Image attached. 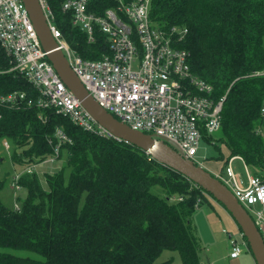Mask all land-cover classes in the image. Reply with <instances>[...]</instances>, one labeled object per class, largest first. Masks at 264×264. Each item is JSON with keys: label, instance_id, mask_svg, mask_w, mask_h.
<instances>
[{"label": "trees", "instance_id": "obj_1", "mask_svg": "<svg viewBox=\"0 0 264 264\" xmlns=\"http://www.w3.org/2000/svg\"><path fill=\"white\" fill-rule=\"evenodd\" d=\"M50 1L60 30L84 58L110 54L105 34L89 43L61 0ZM116 4L92 0L90 7L102 13ZM150 15L165 30L187 29L174 40L189 51L192 71L213 85V96H225L218 135L203 139L226 148H219L222 166L240 157L264 181V0H152ZM12 67L0 46V93L36 97ZM0 114V139L13 144L16 172L54 154L57 127L71 139L60 146L63 166L45 172V182L37 171L20 174L19 209L0 198V264H171L157 261L164 249L178 251L183 264H203L193 214L214 197L202 187L136 145L85 131L53 108L22 103ZM5 184L0 179V192Z\"/></svg>", "mask_w": 264, "mask_h": 264}, {"label": "built area", "instance_id": "obj_2", "mask_svg": "<svg viewBox=\"0 0 264 264\" xmlns=\"http://www.w3.org/2000/svg\"><path fill=\"white\" fill-rule=\"evenodd\" d=\"M116 1L102 13L91 10L92 0L59 1L61 10L71 15L73 25L86 34L89 43L95 42L98 32L107 36L110 54L89 59L63 35L51 1L39 0L59 48L93 98L131 128L175 143L185 159L202 166L197 154L204 134H213L221 127L225 96H213V85L192 71L189 51L174 40L182 39L187 29L175 26L168 31L154 24L150 15L152 0ZM0 46L13 63L11 70L37 92L36 97L20 90L0 93V108L22 103L53 108L85 131L115 138L63 82L41 45L23 0H0ZM39 117L47 121L45 114ZM55 135L58 143L54 154L15 172L14 188H20L17 180L21 173L38 171L41 164L60 158L61 144L71 139L62 127H57ZM3 145L11 148L7 139H3ZM235 158L240 157H231L215 176L246 208L264 238V181L243 161L244 179L233 164ZM14 207L19 209V204L15 202ZM223 232L229 239L231 258L250 249L241 230Z\"/></svg>", "mask_w": 264, "mask_h": 264}, {"label": "water", "instance_id": "obj_3", "mask_svg": "<svg viewBox=\"0 0 264 264\" xmlns=\"http://www.w3.org/2000/svg\"><path fill=\"white\" fill-rule=\"evenodd\" d=\"M41 45L57 73L67 87L80 100L87 112L117 139L129 142L150 154L158 162L181 173L210 193L232 216L248 241L256 264H264V238L252 216L238 201L234 193L214 173L185 159L171 141L158 140L142 131L131 128L100 105L88 92L71 68L67 57L52 35L39 0H23Z\"/></svg>", "mask_w": 264, "mask_h": 264}, {"label": "rangeland", "instance_id": "obj_4", "mask_svg": "<svg viewBox=\"0 0 264 264\" xmlns=\"http://www.w3.org/2000/svg\"><path fill=\"white\" fill-rule=\"evenodd\" d=\"M218 135V131L212 134L213 137ZM10 149H6L3 145V139H0V155L4 160L0 164V179H6V184L0 192V198L4 204L13 207L15 204V196H24L25 191L23 188H14L11 182L17 168L11 160V153L13 144ZM221 147V148H220ZM226 151L222 144L218 147L215 144L208 143L205 139L202 140L197 160L202 166L209 171H219L222 169V159H219L220 149ZM64 157L57 158L54 162L41 164L38 167L42 182H45V172H54L62 167ZM233 164L236 166L243 178L246 179V168L242 159L235 158ZM16 169V170H15ZM152 191L161 193V188L155 186ZM193 223L196 225L198 235L201 239L203 250L201 253L203 264H256L253 254L250 250H246L237 261L229 257L230 244L226 233L223 229H227L233 233H238L237 224L230 215V213L218 202L213 205L209 202H204L193 214ZM171 259V264H183L180 253L176 250L164 249L162 254L158 257L157 261L162 262Z\"/></svg>", "mask_w": 264, "mask_h": 264}, {"label": "crops", "instance_id": "obj_5", "mask_svg": "<svg viewBox=\"0 0 264 264\" xmlns=\"http://www.w3.org/2000/svg\"><path fill=\"white\" fill-rule=\"evenodd\" d=\"M211 171V170H210ZM212 173H217L218 171H211ZM216 200H214V199H211V201L209 202L210 204H212L213 205V203L215 202ZM217 202V201H216ZM219 203V202H218ZM237 224V223H236ZM237 229H238V231L240 230V228H239V226L237 225ZM229 257H230V255H229ZM240 257L241 256H239V257H236V258H231L232 260H234V261H237L238 259H240ZM254 257V256H253ZM254 260H255V258H254ZM256 262V261H255Z\"/></svg>", "mask_w": 264, "mask_h": 264}]
</instances>
